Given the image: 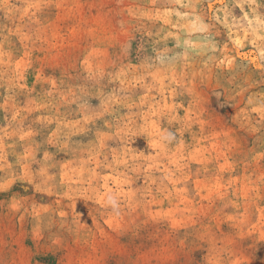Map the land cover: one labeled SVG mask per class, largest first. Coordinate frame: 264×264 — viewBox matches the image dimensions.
<instances>
[{"label":"rangeland","instance_id":"374dc122","mask_svg":"<svg viewBox=\"0 0 264 264\" xmlns=\"http://www.w3.org/2000/svg\"><path fill=\"white\" fill-rule=\"evenodd\" d=\"M0 264H264V0H0Z\"/></svg>","mask_w":264,"mask_h":264}]
</instances>
